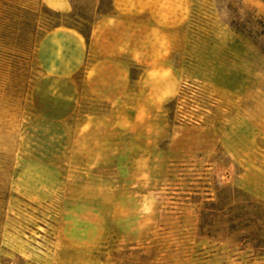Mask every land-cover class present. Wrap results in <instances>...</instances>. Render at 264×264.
I'll return each instance as SVG.
<instances>
[{"label": "rangeland", "instance_id": "rangeland-1", "mask_svg": "<svg viewBox=\"0 0 264 264\" xmlns=\"http://www.w3.org/2000/svg\"><path fill=\"white\" fill-rule=\"evenodd\" d=\"M69 1L0 0V264H264V0Z\"/></svg>", "mask_w": 264, "mask_h": 264}, {"label": "crops", "instance_id": "crops-1", "mask_svg": "<svg viewBox=\"0 0 264 264\" xmlns=\"http://www.w3.org/2000/svg\"><path fill=\"white\" fill-rule=\"evenodd\" d=\"M49 9L66 12L71 4L69 0H40ZM92 36L85 39L76 30L60 26L46 31L40 38L37 48L38 63L46 74L58 78H67L85 68L89 59ZM102 61L94 60L89 64L88 73H97Z\"/></svg>", "mask_w": 264, "mask_h": 264}, {"label": "trees", "instance_id": "trees-1", "mask_svg": "<svg viewBox=\"0 0 264 264\" xmlns=\"http://www.w3.org/2000/svg\"><path fill=\"white\" fill-rule=\"evenodd\" d=\"M57 15H59V16H63L62 14H60V13H57ZM60 26H65V27H68V28H71V29H74V30H76L78 33H80L86 40L87 39H89V37H90V34L88 35V34H86V33H84V31H82L76 24H74V23H70V24H57V25H55V26H52L51 27V29H53V28H56V27H60Z\"/></svg>", "mask_w": 264, "mask_h": 264}]
</instances>
